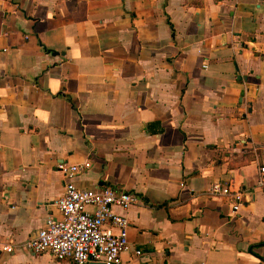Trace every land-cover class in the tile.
<instances>
[{
    "label": "crops",
    "instance_id": "0c3cea01",
    "mask_svg": "<svg viewBox=\"0 0 264 264\" xmlns=\"http://www.w3.org/2000/svg\"><path fill=\"white\" fill-rule=\"evenodd\" d=\"M61 161L138 197L119 264H264V0H0V241L58 216Z\"/></svg>",
    "mask_w": 264,
    "mask_h": 264
},
{
    "label": "built area",
    "instance_id": "2783aa9c",
    "mask_svg": "<svg viewBox=\"0 0 264 264\" xmlns=\"http://www.w3.org/2000/svg\"><path fill=\"white\" fill-rule=\"evenodd\" d=\"M55 167L64 180L62 194L54 201L58 216L46 217L36 233L21 244L0 241V252L11 253L20 247L32 254L47 252L57 261L73 264H119L120 254L129 248L126 235L129 220L113 208L125 211L139 203L138 197L130 191L109 186L77 188L73 179L89 167L88 162L69 164L61 161ZM256 185L264 186V163L257 168ZM206 194L228 199L232 214L243 203L242 191L234 187L231 180L211 183Z\"/></svg>",
    "mask_w": 264,
    "mask_h": 264
},
{
    "label": "water",
    "instance_id": "95a60500",
    "mask_svg": "<svg viewBox=\"0 0 264 264\" xmlns=\"http://www.w3.org/2000/svg\"><path fill=\"white\" fill-rule=\"evenodd\" d=\"M85 264H103V263H101V262H88V263H85Z\"/></svg>",
    "mask_w": 264,
    "mask_h": 264
}]
</instances>
